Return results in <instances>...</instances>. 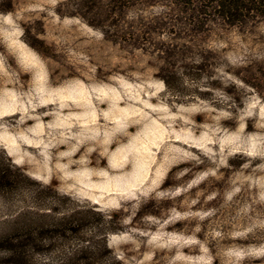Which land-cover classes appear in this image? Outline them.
<instances>
[{
	"label": "rangeland",
	"instance_id": "1",
	"mask_svg": "<svg viewBox=\"0 0 264 264\" xmlns=\"http://www.w3.org/2000/svg\"><path fill=\"white\" fill-rule=\"evenodd\" d=\"M72 11L71 0H0V168L12 180L0 188V264L6 235L33 221L36 258L71 251L75 236L51 234L56 248L46 229L79 207L116 215L105 238L121 264H264V88L235 75L264 87V19L153 35L214 52L212 76L172 95L151 44L119 49Z\"/></svg>",
	"mask_w": 264,
	"mask_h": 264
},
{
	"label": "trees",
	"instance_id": "2",
	"mask_svg": "<svg viewBox=\"0 0 264 264\" xmlns=\"http://www.w3.org/2000/svg\"><path fill=\"white\" fill-rule=\"evenodd\" d=\"M73 11L69 15L81 18L89 26L98 29L106 42L119 49L139 48L145 49V44H151L147 49L157 59L155 77L162 80L167 91L172 95L186 93L182 87L183 79L201 80L212 76V62L214 52L203 49L194 53L190 46L175 43L152 41L153 35L169 33L179 39L184 34L203 36L209 25L220 21L228 27H243L253 21L264 19V0H71ZM161 7L164 10L149 18H127L132 9L146 7ZM259 74L264 76V70L259 69ZM236 77L245 85L262 93V85L256 79L248 78L243 73L236 72ZM186 91V92H185ZM189 91V90H188ZM8 167L0 168V188L12 186ZM30 182L28 177L24 179ZM68 215L53 220L46 229L49 235V244L54 246L62 243L65 232H70L76 244L74 248L61 255L50 256L46 259L36 258L35 252L39 251L40 240L35 236L38 225L35 221L29 225H17L6 235V264H121L111 255L107 247L105 235L111 227L116 215H108V219L90 209L79 207ZM85 210H82V209ZM95 214L100 226L95 227L92 219ZM147 213L156 214L155 209H148ZM25 212L18 213V223ZM33 219L36 212H33ZM15 222V221H14ZM26 227L25 236L20 232ZM83 226H88L93 234L88 237H79ZM60 233L62 235H60ZM59 235V242L53 241L52 235ZM101 236V237H99Z\"/></svg>",
	"mask_w": 264,
	"mask_h": 264
}]
</instances>
